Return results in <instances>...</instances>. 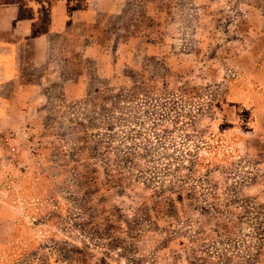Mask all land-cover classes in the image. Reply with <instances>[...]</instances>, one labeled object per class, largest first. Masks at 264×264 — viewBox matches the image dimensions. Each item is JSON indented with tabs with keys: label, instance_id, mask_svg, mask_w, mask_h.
<instances>
[{
	"label": "rangeland",
	"instance_id": "374dc122",
	"mask_svg": "<svg viewBox=\"0 0 264 264\" xmlns=\"http://www.w3.org/2000/svg\"><path fill=\"white\" fill-rule=\"evenodd\" d=\"M50 40L0 98V264H264V0H125Z\"/></svg>",
	"mask_w": 264,
	"mask_h": 264
},
{
	"label": "crops",
	"instance_id": "0c3cea01",
	"mask_svg": "<svg viewBox=\"0 0 264 264\" xmlns=\"http://www.w3.org/2000/svg\"><path fill=\"white\" fill-rule=\"evenodd\" d=\"M124 3L125 0H0V98L40 88L22 84V70L46 66L52 35H65L73 25H95L98 15L118 14ZM93 39L89 37V44L81 52L85 58L101 62L102 51ZM4 116L0 109V119Z\"/></svg>",
	"mask_w": 264,
	"mask_h": 264
}]
</instances>
